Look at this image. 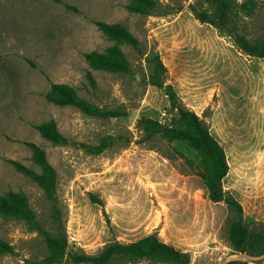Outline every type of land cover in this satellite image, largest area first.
I'll list each match as a JSON object with an SVG mask.
<instances>
[{"label":"rangeland","instance_id":"obj_1","mask_svg":"<svg viewBox=\"0 0 264 264\" xmlns=\"http://www.w3.org/2000/svg\"><path fill=\"white\" fill-rule=\"evenodd\" d=\"M150 1L139 11L129 7L134 0H0V196L17 195L31 213L28 220L0 208V264L43 257L46 244L34 223L54 233L56 208L68 247L90 254L151 233L188 252V264H221L233 251L228 229L238 216L209 199L196 150L144 129V118L177 126V109L151 81L156 54L166 67L164 84L224 148L222 189L240 202L251 231L264 227V57L242 53L233 38L196 19L189 6L195 0ZM261 1L244 23L249 38L264 33ZM97 20L122 25L137 46L107 35ZM111 48L120 49L125 67H95L85 57ZM52 83L120 114L89 115L49 101ZM26 142L44 158L36 159ZM8 159L48 173L52 198Z\"/></svg>","mask_w":264,"mask_h":264},{"label":"trees","instance_id":"obj_2","mask_svg":"<svg viewBox=\"0 0 264 264\" xmlns=\"http://www.w3.org/2000/svg\"><path fill=\"white\" fill-rule=\"evenodd\" d=\"M135 4L130 8L143 11L145 6H151L150 0H134ZM261 0H195L190 9L196 19L213 25L220 35L233 38L237 49L249 56L264 57V33L260 36L249 38L244 29L246 19H252L262 7ZM67 8L77 11L69 4ZM98 29L109 36L125 38L133 47L137 46V39L120 24H110L105 21H94ZM87 61L95 67L116 69L125 67L122 52L119 48H111L107 53L90 51L85 53ZM166 67L159 54L154 56V73L152 84L164 88L168 99L177 109V126H165L152 118L142 120L144 129L148 135L161 133L169 141L181 140L196 150L202 160L204 171L201 174L208 191V197L213 202L223 201L238 216L231 222L228 229V240L233 251L260 254L264 252V227H256L251 231L242 221L243 208L240 202L227 191L222 189V178L227 174L228 163L226 153L218 140L210 133L208 127L203 123L194 111L182 107L177 94L171 84H164L163 74ZM49 101L64 103L78 107L84 113L95 116H117L118 111H104L94 107L85 99L78 97L73 89L66 83H52L50 91L46 94ZM38 130L47 138L53 139L52 135L44 125H38ZM33 150L34 157L44 158V153L33 142H26ZM14 167L31 177L40 184L48 197L52 198L54 181L46 172L37 173L17 160L8 159ZM16 197V198H15ZM11 199V200H10ZM0 196V208L6 210L10 215L17 218L30 219L31 213L26 206L21 204L22 199L17 195L12 198ZM94 202H99L97 197H92ZM56 220L54 233L43 229L34 223L39 234L44 238L47 252L43 257L32 260L31 264H110L136 263L147 260L152 263L188 264L190 255L181 251L173 245L161 240L157 234L151 233L130 242H119L114 240L105 245L98 253L90 254L84 251L68 247L65 228L61 222L59 211L56 208ZM63 257H65L63 259ZM228 264H244L236 261Z\"/></svg>","mask_w":264,"mask_h":264},{"label":"water","instance_id":"obj_3","mask_svg":"<svg viewBox=\"0 0 264 264\" xmlns=\"http://www.w3.org/2000/svg\"><path fill=\"white\" fill-rule=\"evenodd\" d=\"M262 259H264V252L260 254H250L247 252L232 251L224 257L221 264H228L230 262H236V261L245 262V261L262 260Z\"/></svg>","mask_w":264,"mask_h":264},{"label":"built area","instance_id":"obj_4","mask_svg":"<svg viewBox=\"0 0 264 264\" xmlns=\"http://www.w3.org/2000/svg\"><path fill=\"white\" fill-rule=\"evenodd\" d=\"M166 116H167V113L166 112H163L162 113V117L166 118Z\"/></svg>","mask_w":264,"mask_h":264},{"label":"bare ground","instance_id":"obj_5","mask_svg":"<svg viewBox=\"0 0 264 264\" xmlns=\"http://www.w3.org/2000/svg\"><path fill=\"white\" fill-rule=\"evenodd\" d=\"M264 160V159H263ZM240 166V165H239Z\"/></svg>","mask_w":264,"mask_h":264}]
</instances>
